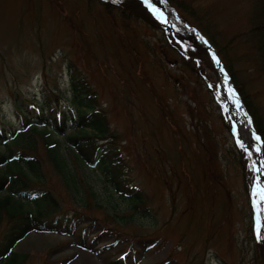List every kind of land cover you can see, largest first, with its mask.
<instances>
[{"label": "rangeland", "instance_id": "374dc122", "mask_svg": "<svg viewBox=\"0 0 264 264\" xmlns=\"http://www.w3.org/2000/svg\"><path fill=\"white\" fill-rule=\"evenodd\" d=\"M185 2L204 13L203 24L219 35L221 44L235 35V43L227 42L229 59L264 124V30L252 28L261 15L256 10L264 13V0ZM152 15L164 28H152L139 18L123 27L95 1L0 0V125L19 126L18 110L28 113L31 102L67 109L71 98L67 64L73 63L95 90L108 132L117 135L126 175L146 193L149 207L146 214L130 209L100 170L73 156L58 134L65 168L75 179L73 188L33 133L30 151L38 157V175L24 167L30 178L20 189L28 192L22 207L35 210L29 192L43 188L51 196V214L66 215L73 225L70 229L31 225L14 244L15 255L0 264H106L107 258L117 255L131 264L262 262L258 240L264 243V230L256 210L262 221L264 192L255 188L254 163L257 159L264 186V152H258L246 111L230 79L226 93L220 92V72L207 52L210 61L205 57L204 45L171 19L163 22ZM177 32L186 33L188 41L176 38ZM170 40L178 44L169 46ZM225 94L239 112L253 155L234 131ZM195 127L203 142L196 140ZM88 186L93 196L86 193ZM8 192L18 196L3 189L0 198ZM4 208L0 205V235ZM81 226L83 240L76 235ZM104 226L119 229L114 240V233L107 238L99 234ZM144 236L152 241L147 248L141 245ZM101 244L108 247L97 250ZM131 245L139 250L136 260Z\"/></svg>", "mask_w": 264, "mask_h": 264}, {"label": "trees", "instance_id": "16d2710c", "mask_svg": "<svg viewBox=\"0 0 264 264\" xmlns=\"http://www.w3.org/2000/svg\"><path fill=\"white\" fill-rule=\"evenodd\" d=\"M86 1L98 2L104 14L112 20L118 19L123 27L126 26L128 21L139 18L141 21L149 23L152 28H164V24L160 23L159 19L147 10L140 0ZM151 1L154 2L155 0ZM158 1L162 3L167 12L198 29L216 51L240 104L246 111L252 132L256 138L259 137V139L255 140L258 152H264V124L262 118L252 96L246 90L245 84L234 74L235 68L231 59H229L228 43L231 42L230 46L235 43V35L227 38L221 44L218 39L219 35H216L212 28H207L204 25L206 24L204 13H200V9L193 3L185 2V0ZM208 12L207 14L210 13ZM256 13L261 14L260 19L252 28L264 30V13L260 10H256ZM174 28L177 27L174 26ZM184 35L186 37L177 32L175 37L182 40V42L188 41L186 38L189 36L186 33ZM166 42L169 43V46H172L171 44L174 41ZM190 42H192L191 37L189 44ZM204 50L205 57L210 61L205 47ZM67 67L71 91L70 103H67V109L56 108L54 104L48 102L42 103L40 106L31 102L33 106H31L28 113L26 111L24 113L23 109L18 110L19 126L13 127L8 124L9 126L6 125L4 127L0 125V167L3 166L8 171L0 172V191L3 189L13 190L14 193L16 192L15 195H18L13 196L8 192L0 198V205L4 204L5 206L3 213L6 217L0 235V261L6 256L15 255L13 251L14 244L30 229L31 225L51 229H70L73 225L72 218L66 215L57 216V214H51L54 209V206L49 203L51 196L48 190L43 188H36L34 191L29 192V197L35 203V210L22 207V197L23 195L27 196L28 192L25 189H20L27 186V181L30 178L24 167H27L34 175H38V157H36L34 152L30 151V147H33L32 144L34 145L31 138L33 133L40 136V142L44 145L45 155L53 162L64 178L71 182L73 188H76L75 179L72 172L65 168V161L60 152V141L56 136L58 134L64 136L67 142L66 146L73 156L81 161L95 165L100 170L103 179L119 197L127 201L130 209L142 214L149 212L146 193L137 185L132 184L126 175L123 158L115 144L117 135L108 132L109 124L104 109L98 103L95 90L90 86L87 78L75 68L73 63H68ZM70 127L72 130L66 132ZM195 129L196 140L203 142V136L197 132L198 129L196 127ZM204 132L203 129L202 134ZM204 136L207 137L206 135ZM208 158L210 157L208 156ZM208 164L210 166L212 162L208 160ZM16 187L17 191L14 189ZM86 193L92 196L95 194L90 186L86 188ZM82 229V226L78 227L76 232L80 240H83ZM118 232L119 229L115 226H104L100 228L99 234L102 233L107 238L109 234L114 233V237H112V240H114ZM99 234L91 236L88 244L92 245L95 243L100 236ZM149 239L148 236L140 238L141 245L144 244V248L152 245L151 240V242H147ZM258 241L261 243V254L263 255L260 264H264V243L262 239ZM107 247L108 244H101L96 249L103 250ZM130 248L134 251L133 259L136 260L139 250L134 245H131ZM25 255L22 254L20 257L24 258ZM106 264H131V262L117 255L113 258H107Z\"/></svg>", "mask_w": 264, "mask_h": 264}, {"label": "bare ground", "instance_id": "6f19581e", "mask_svg": "<svg viewBox=\"0 0 264 264\" xmlns=\"http://www.w3.org/2000/svg\"><path fill=\"white\" fill-rule=\"evenodd\" d=\"M153 10H154V12H156V13H159L160 15H162V17H164V19H166L165 18V12L162 10V9H160V8H158V7H155L154 6V8H153ZM169 20V19H168ZM220 82H219V84H220V92H222V94H223V91H225L226 90V88H227V86H228V81L226 80V78H224V76H223V74L222 73H220ZM228 87H230V85L228 86ZM230 90V89H229ZM226 95V94H225ZM232 98H230L229 96L226 98V103H227V108H228V111H229V114H230V117H231V119H232V121H233V127H234V131H235V133H236V135L239 137V139L241 140V142L244 144V146L250 151V153L253 155V151H254V149H253V146H252V144L249 142V140H247V138L245 137V135H244V132H243V129H245V128H243V126H242V123H241V121H240V118H239V116H238V114H239V112L237 111V108H236V106H235V104H234V102L231 100ZM235 100V99H234ZM238 113V114H237ZM257 156H256V154H255V158H256ZM254 165H255V167H254V178H255V181H254V183H255V188H256V186H259L260 184L262 185L263 184V182H262V176H261V172L260 171H257V169H259V167H258V161H257V159H256V163H254ZM260 170V169H259ZM256 216H257V219H258V221L260 222V223H262L263 225H264V217H263V219H262V221H261V219H259V209H257L256 210Z\"/></svg>", "mask_w": 264, "mask_h": 264}, {"label": "water", "instance_id": "95a60500", "mask_svg": "<svg viewBox=\"0 0 264 264\" xmlns=\"http://www.w3.org/2000/svg\"><path fill=\"white\" fill-rule=\"evenodd\" d=\"M149 6H151V5L149 4ZM167 17L172 18L176 22L177 26L188 31L195 38L201 39L203 41V44L206 47L207 51L209 52L210 56L216 60L217 70H219V72H222L224 74V76L227 77L226 73L224 72V70L222 68L221 62H220L218 56L216 55V52L212 49L211 45L206 40V38L204 36H202L194 27L186 25L185 23L176 20L172 15H167ZM251 162L252 163L254 162V158H252V157H251Z\"/></svg>", "mask_w": 264, "mask_h": 264}, {"label": "snow or ice", "instance_id": "6c2138e0", "mask_svg": "<svg viewBox=\"0 0 264 264\" xmlns=\"http://www.w3.org/2000/svg\"><path fill=\"white\" fill-rule=\"evenodd\" d=\"M257 139H259V137H257ZM257 171H260V170H259V169H257ZM257 235H258V238H259V235H260V234H259V232L257 233Z\"/></svg>", "mask_w": 264, "mask_h": 264}]
</instances>
